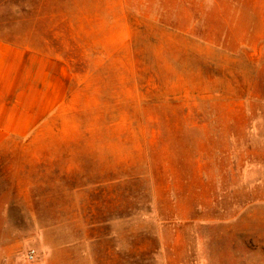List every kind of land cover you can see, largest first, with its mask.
<instances>
[{
	"label": "rangeland",
	"instance_id": "rangeland-1",
	"mask_svg": "<svg viewBox=\"0 0 264 264\" xmlns=\"http://www.w3.org/2000/svg\"><path fill=\"white\" fill-rule=\"evenodd\" d=\"M189 3L0 0V40L34 61L43 96L42 122L22 142L32 198L10 201L3 264H97L90 259L107 255L164 264L161 239L173 243L182 221L193 264L264 256L255 247L264 206L242 194L241 174L227 180L244 146L264 137L231 139L243 126L227 119L242 107L227 103L228 78L240 72L227 69L225 9ZM256 121L264 128V117ZM13 164L11 156L9 170L0 165V193L12 189ZM236 203L250 213L249 241L227 225ZM180 208L192 218L213 209V219L191 223Z\"/></svg>",
	"mask_w": 264,
	"mask_h": 264
},
{
	"label": "crops",
	"instance_id": "crops-1",
	"mask_svg": "<svg viewBox=\"0 0 264 264\" xmlns=\"http://www.w3.org/2000/svg\"><path fill=\"white\" fill-rule=\"evenodd\" d=\"M189 6H197L195 0L194 4L189 3ZM209 7L225 9L224 52L226 58L233 62L227 65V69L240 72V78L236 77L232 80L228 78L227 82L228 87L232 89V94L227 95V99L231 97V100H227L229 101L227 103L234 102L235 99L242 107L240 117L234 114V109L231 113H227L229 114L227 119L241 120L243 126L241 133L235 131L230 135L231 139L234 141L241 138L246 141L248 137L249 139L264 137V128L260 129L256 121L264 117V0H211ZM33 62L28 64L25 50L0 40V165L9 170L12 156L14 161L12 168L17 169L15 175L7 177L9 179L7 183L11 181L13 185L12 189L8 186L0 193V264H3L10 255V201L32 198L31 193L27 195L26 179L21 176L20 169H23L27 147L22 142L25 137L35 132L37 125H40L43 119L41 73ZM45 109L46 112L51 108L45 107ZM232 130L234 132V128ZM230 145L228 142L226 153L229 158L234 155ZM234 168V160H232V171L227 175V180L234 183L241 174L242 194L248 195L251 201L264 206V143L260 145V142L252 141L248 146H244L241 160L235 168L237 171ZM231 194L234 197V189ZM202 212V215L207 217L192 218L189 209L186 208H180L177 214L179 216L183 214V219L187 218L186 220L191 223L213 219V209H203ZM249 215L244 205L241 208L228 207L225 210L227 225L232 232L245 234L247 241L250 239L251 228H254L248 222ZM255 215L258 216L259 221L264 220L263 213L257 212ZM240 220L241 225H239ZM183 222L172 225L176 231L173 243L168 239H161L162 247L167 251L164 264L194 263L188 254L191 245L187 233L182 230L186 226ZM256 229L255 247L264 250V225L259 224ZM22 238L25 239V235ZM89 262L122 264V257L98 256L91 258ZM258 264H264V256L258 260Z\"/></svg>",
	"mask_w": 264,
	"mask_h": 264
},
{
	"label": "built area",
	"instance_id": "built-area-1",
	"mask_svg": "<svg viewBox=\"0 0 264 264\" xmlns=\"http://www.w3.org/2000/svg\"><path fill=\"white\" fill-rule=\"evenodd\" d=\"M29 258L30 259H33L34 258V252L33 251L29 253Z\"/></svg>",
	"mask_w": 264,
	"mask_h": 264
}]
</instances>
